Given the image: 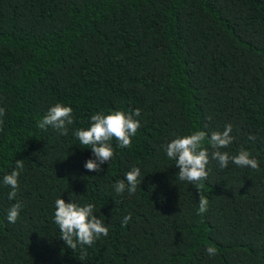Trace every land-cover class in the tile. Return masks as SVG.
<instances>
[{"label":"trees","instance_id":"obj_1","mask_svg":"<svg viewBox=\"0 0 264 264\" xmlns=\"http://www.w3.org/2000/svg\"><path fill=\"white\" fill-rule=\"evenodd\" d=\"M57 102L73 109L67 135L37 127ZM0 108V264H264V0H0ZM137 108L131 146L113 140L112 160L88 171L74 130ZM228 124L222 151L244 148L259 167L210 157L206 181H180L164 145ZM16 159L10 200L2 177ZM133 167L140 186L117 194ZM71 196L109 229L83 260L54 222L55 200Z\"/></svg>","mask_w":264,"mask_h":264},{"label":"clouds","instance_id":"obj_2","mask_svg":"<svg viewBox=\"0 0 264 264\" xmlns=\"http://www.w3.org/2000/svg\"><path fill=\"white\" fill-rule=\"evenodd\" d=\"M73 109L63 103H55L47 110L46 114L38 121L37 127L47 130L48 127L56 130L61 135L68 134V126L74 123L72 116ZM5 114V110L0 108V117ZM140 109L125 112L116 109L110 112H96L90 117L88 127L77 128L73 134L79 141V145L84 148H91L93 158H89L84 167L88 171L99 172L101 166L111 161L114 156L112 141L115 140L119 147H130L132 137L135 136L140 127ZM3 121L0 120V123ZM232 125L225 126L223 131H212L210 135L204 130H195L186 135L176 136L164 145V150L168 158L175 160V166L179 169L176 176L180 181L195 183L206 181L208 171L206 170L209 159L216 160L220 168H226L229 162L239 167H251L257 169L259 162L252 157L250 152L241 148L237 154L229 155L226 149L233 141L231 136ZM249 139L254 140L251 134ZM207 140L211 148L204 146ZM24 168L23 159H16L15 166L10 173L2 177V183L11 190L8 193L10 200L17 196L19 190V175ZM141 170L133 167L126 172L125 178L115 183L114 189L117 194H122L127 190L130 194L135 193L138 183L142 182ZM125 181L127 183H125ZM199 189V188H198ZM199 207L197 215L207 211L209 200L199 194ZM22 204L17 201L7 212L9 223H15L19 217ZM94 205L86 203L81 205L72 196L69 201L62 197L55 200L54 222L58 225L60 236L66 246L75 252L79 246L81 249L80 260L87 255L85 245L91 246L101 235L107 236L109 229L106 223L98 218L94 213ZM131 219V214L125 216L123 224H127ZM209 256L216 254V249L209 246L205 249Z\"/></svg>","mask_w":264,"mask_h":264}]
</instances>
